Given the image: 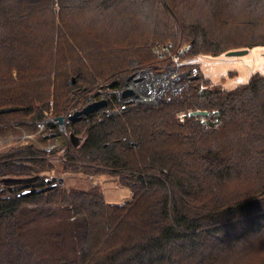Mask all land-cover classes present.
<instances>
[{"label":"trees","instance_id":"16d2710c","mask_svg":"<svg viewBox=\"0 0 264 264\" xmlns=\"http://www.w3.org/2000/svg\"><path fill=\"white\" fill-rule=\"evenodd\" d=\"M170 43L188 48L180 61L264 47V0H0V130H36L51 108L66 116L118 90L131 62L173 64L156 50ZM114 98L118 113L68 124L83 141L61 163L28 143L0 152V264H264V74L231 90L192 78L156 105ZM195 110L219 111L220 124ZM48 172L116 177L131 200L67 190ZM32 203L61 222L62 262L26 242Z\"/></svg>","mask_w":264,"mask_h":264},{"label":"rangeland","instance_id":"374dc122","mask_svg":"<svg viewBox=\"0 0 264 264\" xmlns=\"http://www.w3.org/2000/svg\"><path fill=\"white\" fill-rule=\"evenodd\" d=\"M82 57L84 58V56ZM84 64L87 65L85 61ZM187 65L190 66L186 67ZM168 66H171L170 68L174 69V73H169V69H166ZM168 66L165 65L162 68H158V70L154 69V72L159 71L161 72V74H163L162 71L166 72L165 70H168L169 75L166 76L165 83L164 85H162V95H160L158 98L153 99V101L147 100V102H145L144 100H139L140 98H138L137 94H135L127 97L129 103H133L136 105L140 104L141 102H145L147 104L150 103L148 105H153L154 103L158 104L159 101H168L170 97L179 95L180 93H182V91L186 90L192 78L208 80L211 85L223 90L234 89L240 85L247 83L253 74H264V47H254L250 49V52L247 55L241 57L226 56V53L221 54L217 57L200 55L189 60H178V62ZM147 67L148 66L141 65L138 62L134 61L131 62L130 70H136V73H138V70L142 73H146V71H149ZM175 67L177 68L175 69ZM100 81L103 82V80ZM120 82L122 83L123 81ZM103 83L105 84V82ZM137 85L139 87V84ZM120 89H123V86L118 88V90L116 91L99 88L98 91L91 96L94 98L106 97V99H108V102L110 100L108 107L95 112L98 117L102 118L108 113H118L120 111V108L116 104L114 98L118 95L117 93ZM98 92H100L99 95H97ZM91 97L84 105L90 103ZM50 111V115L49 113H46V115L49 116L44 124H48V121L54 122V120L52 119L55 118L52 115L53 109L51 108ZM71 113H73V111ZM70 114L68 113L66 116L68 117ZM178 117L181 120H184L186 118V114L180 113L178 114ZM209 120H215V116L212 115L211 117L207 118V121ZM44 124H42L40 128L36 130L24 126H14L6 130H0V152L7 150L11 146H18L21 143H28L47 151V156L50 159L61 163L65 149L71 144V139L69 137L70 132L68 130V124L70 123L67 124V131H64L59 124H56L53 127L49 128H47V126H45ZM54 129H56L63 135H54L52 131ZM43 136H46V138H43ZM56 166H58L59 168V165ZM47 174L49 178L53 176L59 178L60 176H62L61 178L63 179L64 187L67 190L88 191L96 187L100 192L104 194L106 200L110 203L123 204L131 200L130 190L126 187H123L119 183V179H117L116 177L101 176L90 178L84 177L81 174H61L56 176L55 174H57V172H48ZM7 180L9 179L7 178ZM44 200V209L47 210L56 207L48 205L47 196H45ZM38 207L39 205L36 203L27 204L29 212H27V214L25 215V222H23L24 238L27 243H37V253L39 255L36 258L37 260L43 258L42 256H44L46 258L50 257L54 262H62L61 256L66 255V252H71V250H69V245L67 243H64L65 241L69 243V238L57 242L54 237H51L52 234L63 232V230H61V222H58V220L54 217L49 218L44 217L39 213L37 214V212H35L33 209H36ZM62 207L64 206H57V208ZM60 230L61 232H59ZM43 236H46V238H48L43 239Z\"/></svg>","mask_w":264,"mask_h":264},{"label":"water","instance_id":"95a60500","mask_svg":"<svg viewBox=\"0 0 264 264\" xmlns=\"http://www.w3.org/2000/svg\"><path fill=\"white\" fill-rule=\"evenodd\" d=\"M249 52H250V49L232 50V51L227 52L226 56L241 57V56L247 55ZM75 83H76V78L74 77L71 79L69 84L74 85ZM145 102H147V101H145ZM145 102H141L140 104H145V105L150 104V103L147 104ZM108 104H109L108 99H106V97H103V98L99 99L98 101H94L92 103L85 105L83 108H81L79 110L73 111V113H71L68 117L67 116H58V117L52 118L54 120V122L48 121V124L50 125V127H53L54 125L59 124V125H61V127L64 131H67V124L68 123L77 122L86 116H89L95 112L103 110L104 108H106L108 106ZM156 104L157 103H154L153 105H156ZM212 115L215 116V120L207 121V118L211 117ZM189 116L190 117H197V118L200 117L202 119V123L206 124L210 127L217 126L221 122V115H220L219 111L210 112L208 110H195V111H191L189 113ZM69 136L71 137V141L73 142V145L75 147L79 146L83 141V137L76 136L73 132H70ZM59 180L61 183H63L62 178H60ZM56 186H57V184L54 185V187H56ZM47 190H48V188H44V191H47ZM33 193H34L33 190H26L20 195L21 196H29Z\"/></svg>","mask_w":264,"mask_h":264},{"label":"flooded vegetation","instance_id":"af4514ba","mask_svg":"<svg viewBox=\"0 0 264 264\" xmlns=\"http://www.w3.org/2000/svg\"><path fill=\"white\" fill-rule=\"evenodd\" d=\"M162 67H159V68H162ZM147 68L149 69V71H146V73H142L139 70L137 71L138 73H136L135 72L136 70L133 71V69H132L128 75L121 77L120 81H123V82L121 83L120 87L123 86V89H120L119 92L117 93L118 95L115 96V97H117V100L121 101V102L118 101L119 103L128 104L129 101H128L127 97L135 95V94H137V97L140 98L139 100L147 101L146 99H148V98L145 95L148 93L144 92L145 88L149 85H161L159 80L162 77L167 76L166 72L162 71L163 74H161V72H159V71L154 72V69L158 70V68H153L151 66H148ZM137 84H139V87ZM94 101H95V98L91 97L90 103H92ZM109 102H110V100H109ZM87 104H89V103H87ZM108 106H109V104H108ZM81 137H83V136H81ZM70 139H71V137H70ZM72 143L73 142L71 141V144Z\"/></svg>","mask_w":264,"mask_h":264},{"label":"built area","instance_id":"2783aa9c","mask_svg":"<svg viewBox=\"0 0 264 264\" xmlns=\"http://www.w3.org/2000/svg\"><path fill=\"white\" fill-rule=\"evenodd\" d=\"M157 52L159 53V55L162 57V56H166L167 58H170L174 61V63L178 62L179 60V56H181L185 51L188 50V48H185V49H176V50H173V46L172 44H167V45H163V46H158L157 47ZM173 63V64H174ZM169 65H172V64H169ZM168 66V65H167ZM171 66H168L166 69H169V73H174V69H171L170 68ZM177 67H175L176 69ZM180 68V67H179ZM178 68V69H179ZM166 73H167V76L169 75L168 74V70H165ZM144 92H147L148 94H146L145 96L148 98L146 100H150V101H153V99L155 98H158L160 95H162V86L161 85H149L145 88V91ZM101 98H98L96 97L95 98V101L96 100H99ZM185 116V115H184Z\"/></svg>","mask_w":264,"mask_h":264},{"label":"bare ground","instance_id":"6f19581e","mask_svg":"<svg viewBox=\"0 0 264 264\" xmlns=\"http://www.w3.org/2000/svg\"><path fill=\"white\" fill-rule=\"evenodd\" d=\"M165 80H166V77H162V78L159 80V82L161 83V86L164 85Z\"/></svg>","mask_w":264,"mask_h":264}]
</instances>
